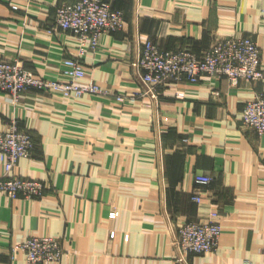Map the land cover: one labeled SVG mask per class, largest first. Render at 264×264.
I'll use <instances>...</instances> for the list:
<instances>
[{
	"label": "crops",
	"instance_id": "crops-1",
	"mask_svg": "<svg viewBox=\"0 0 264 264\" xmlns=\"http://www.w3.org/2000/svg\"><path fill=\"white\" fill-rule=\"evenodd\" d=\"M63 1L75 0H0V57L64 77V60L77 46L73 32L54 24ZM114 5L125 12L124 28L101 35L82 57L81 81L109 94L70 98L29 89L16 101L0 91V130L17 120L35 140L13 173L44 184L35 196L0 191V264H26L19 244L41 235L61 240L65 251L53 264H264V133L241 117L264 81L207 77L135 102L116 99L146 86L134 62L148 38L201 54L220 38L251 35L264 66V0ZM197 173L211 183H195ZM197 192L202 202L193 199ZM215 209L223 226L218 247L186 253L179 225Z\"/></svg>",
	"mask_w": 264,
	"mask_h": 264
},
{
	"label": "built area",
	"instance_id": "built-area-1",
	"mask_svg": "<svg viewBox=\"0 0 264 264\" xmlns=\"http://www.w3.org/2000/svg\"><path fill=\"white\" fill-rule=\"evenodd\" d=\"M116 0L63 1L57 5L54 24L73 32L77 52L64 60L61 75L51 78L37 75L20 60L0 57V91L7 92L16 101L29 89L56 92L64 97L84 94H109L96 82L83 83L87 69L82 57L89 49H96L100 37L124 28L125 12L116 7ZM142 69L144 85L141 89L116 95L124 103L135 102L143 96L158 94L160 88L171 83L189 81L198 83L204 78L227 77L232 84L240 80L264 81L261 48L251 35H231L218 39L201 54L188 48L163 49L148 38L139 59L134 62ZM177 96L184 92L177 91ZM245 126L264 133V91L248 99L242 111ZM35 147L33 134L20 127L14 120L6 130H0V160L6 168L0 175V191L16 197L41 195L44 184L37 179L21 177L13 173L19 158L29 156ZM195 183L208 185L212 177L197 173ZM193 199L202 202L200 192ZM117 212H112L116 216ZM217 209L204 220H192L179 225V243L186 253H208L215 250L220 241L223 226ZM20 247L26 252V264H53L59 262L64 248L61 240L51 235L29 237Z\"/></svg>",
	"mask_w": 264,
	"mask_h": 264
}]
</instances>
